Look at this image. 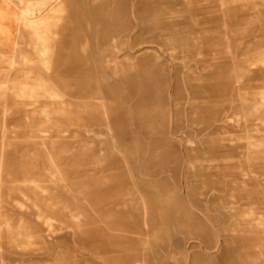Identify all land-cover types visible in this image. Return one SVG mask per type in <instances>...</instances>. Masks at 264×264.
<instances>
[{
    "label": "rangeland",
    "instance_id": "rangeland-1",
    "mask_svg": "<svg viewBox=\"0 0 264 264\" xmlns=\"http://www.w3.org/2000/svg\"><path fill=\"white\" fill-rule=\"evenodd\" d=\"M64 3L49 75L65 105L26 104L0 59V264H264V0ZM130 25L160 61L107 63ZM10 26L9 55L44 73Z\"/></svg>",
    "mask_w": 264,
    "mask_h": 264
},
{
    "label": "bare ground",
    "instance_id": "bare-ground-1",
    "mask_svg": "<svg viewBox=\"0 0 264 264\" xmlns=\"http://www.w3.org/2000/svg\"><path fill=\"white\" fill-rule=\"evenodd\" d=\"M136 1L137 0H128L131 14H134ZM64 11V0H41L38 2H31L28 0H0V59L10 61L8 65L13 69L9 71V74L11 73V75L9 76L10 82L8 83L11 84L12 89L16 92V95L20 99L31 100L30 104L26 103L28 105L36 104L37 98L40 97H45L53 105H65L64 97L66 96V88L60 84L54 83V79L52 80V77L49 75V71L51 72V51L53 49V45L51 43L53 39L51 38V35L54 34L52 32V27L55 25V22H53L55 17L53 15H59ZM12 23L17 24L19 28L32 32L39 44L37 54L40 60V65L44 68V73H39L38 75L31 77L33 72L31 73L30 71H27L30 64L29 61H31V59L21 52L13 57L9 55L8 44H10L12 37L10 26ZM130 27L131 30L127 32V36L124 41L125 47L123 50L126 51L121 57L115 56L114 54L110 58L108 57L109 59L107 60V63H121L120 61L123 60H132L135 55L136 57L145 56L149 60H153L155 62L160 61L163 55L159 51L157 53L149 52L151 46H140L142 44H135L133 36H131L133 32V25H130ZM1 37H3V39H1ZM117 44V36L105 38L104 51L106 52L112 48L114 49L117 47ZM116 60L118 61L116 62ZM14 68H19V70L16 69L18 70L16 71ZM97 92L99 91L95 90L94 94H97ZM262 100L264 101V96H262ZM224 152H226V149ZM247 183L248 182L244 180L242 181L244 186H247ZM261 184L264 187V181L261 182L257 180L255 183V185L258 186ZM206 202L207 201L205 200L204 203L207 204ZM2 208L3 207L1 206L0 201V245L2 243L5 244L3 235L5 230L7 231L6 220ZM145 208L143 209V218H145L147 212V208ZM205 215L208 217L206 212ZM74 218L77 219L78 217L74 216ZM45 219L47 222L51 220L47 218ZM204 219H206V217H204ZM236 224L237 223H234L232 225V231L230 233L234 236V238H238L240 235ZM257 227L259 230L257 235L264 237V223L261 221V224H258ZM171 230L173 231L174 229L171 228Z\"/></svg>",
    "mask_w": 264,
    "mask_h": 264
}]
</instances>
